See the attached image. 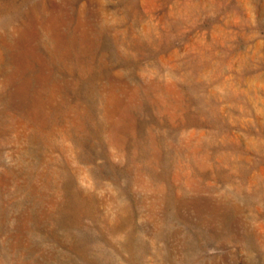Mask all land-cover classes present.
Listing matches in <instances>:
<instances>
[{
	"label": "rangeland",
	"instance_id": "374dc122",
	"mask_svg": "<svg viewBox=\"0 0 264 264\" xmlns=\"http://www.w3.org/2000/svg\"><path fill=\"white\" fill-rule=\"evenodd\" d=\"M0 264H264V0H0Z\"/></svg>",
	"mask_w": 264,
	"mask_h": 264
}]
</instances>
